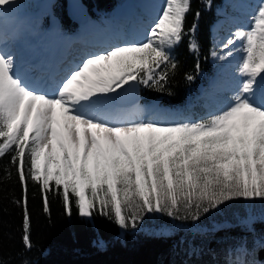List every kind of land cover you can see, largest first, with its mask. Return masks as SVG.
<instances>
[{"label": "snow or ice", "instance_id": "6c2138e0", "mask_svg": "<svg viewBox=\"0 0 264 264\" xmlns=\"http://www.w3.org/2000/svg\"><path fill=\"white\" fill-rule=\"evenodd\" d=\"M14 3L0 0V14ZM151 7L141 38L86 53L55 71L19 70L0 35V159L11 154L23 188L17 203L25 250L33 246L28 179L38 184L46 214L50 195H56L69 217L74 208L81 218L100 215L132 232L146 215L162 214L191 221L199 234L200 219L226 203L264 200V0L249 4L247 23L225 39L224 54L212 51L221 61L239 57L231 95L194 121L144 119L142 109L108 107L125 86L163 90L169 69L177 68L171 51L186 35L189 50L199 51L197 24L185 30L191 0H158ZM195 15L198 20L200 13ZM161 66L165 70L158 71ZM195 69L200 71L199 60ZM258 219L264 222V215L248 213L237 215L234 224L212 226L239 227L253 237L251 249L247 236L226 249L224 264H261L247 259L264 248L253 227ZM94 244L107 246L102 237Z\"/></svg>", "mask_w": 264, "mask_h": 264}, {"label": "trees", "instance_id": "16d2710c", "mask_svg": "<svg viewBox=\"0 0 264 264\" xmlns=\"http://www.w3.org/2000/svg\"><path fill=\"white\" fill-rule=\"evenodd\" d=\"M39 0H27L23 12L37 13L28 16L27 25L37 39L50 41L49 25L57 20L62 35L72 36L83 31L81 25L68 15L66 0H53L48 9H41ZM90 18V30L98 37L100 32L131 30L138 38L158 0H82ZM230 2L191 0L185 30L195 22V39L199 51L189 50V36L171 51L177 64L169 69L168 82L163 90L139 85L138 105L156 104L174 110L175 120H197L215 111L221 102L231 95L222 85L212 84L218 67L212 62L214 42L211 27L221 19L234 21L233 16L243 13V0ZM229 9L232 11L229 12ZM196 12L200 13L196 19ZM134 29V30H133ZM200 63V71L195 65ZM160 70H165L161 66ZM188 75L195 78L191 81ZM164 113V112H163ZM164 115V114H163ZM23 188L16 168L11 163V154L0 159V264H224L225 251L240 238L248 237L251 249L252 234L239 227L215 231L213 225L225 220L235 223L237 215L251 213L259 218L264 215V200L244 201L236 199L226 203L219 211H212L199 221L200 232L191 221L173 220L162 214H148L136 232L124 231L114 222L100 215L91 220L81 218L73 208L71 217L65 215L61 198L50 195V215L43 210V202L37 183L27 180L28 207L31 214L32 248L25 250L22 236ZM256 235L264 237V222L259 219L253 225ZM162 229L167 234L160 235ZM102 237L107 246L99 249L94 241ZM195 249L193 254L192 249ZM248 260L264 264V248L258 249Z\"/></svg>", "mask_w": 264, "mask_h": 264}, {"label": "rangeland", "instance_id": "374dc122", "mask_svg": "<svg viewBox=\"0 0 264 264\" xmlns=\"http://www.w3.org/2000/svg\"><path fill=\"white\" fill-rule=\"evenodd\" d=\"M230 2L231 9H233L237 2L236 0H225ZM254 2V0H243V13L240 15H235L232 20L221 19L211 27V35L213 42L215 44L214 49L219 54H224L222 51V46L225 39L229 36V34L235 30L236 27L244 25L247 23V18L250 14L249 4ZM27 6V0H15L14 5L11 6L10 10L6 9L5 14H0V23H2V28L4 29L7 36L3 37L6 42V48L11 50L16 56V62L19 63V66H22L24 62L32 60L33 55L36 52H40L44 55H49L53 51L54 47L57 45V40H59V45L62 49L67 48L70 50V61L71 64H75L80 61V59L84 56L79 51L74 52L78 49V47L85 46L88 47V53L98 52L102 49L110 48L112 45L120 44L126 40H134L141 38L143 29L138 31V38L132 33L131 30L127 31H119V32H111L108 35H103L104 32H100L98 35V39L91 38L94 37L95 32H91L90 30H85L86 28H90V23L83 25V33L72 36L75 39V42H70V37L65 35H60L59 30L49 28L50 32V41H43L36 39L30 33V28L27 25L26 19L28 16H39L37 13L23 12L22 10ZM229 9V12L232 10ZM55 24L59 27V23L55 21ZM3 32L0 30V35ZM3 36V35H2ZM81 38V39H80ZM83 38V40H82ZM92 40V41H85ZM72 50V52H71ZM79 53V54H78ZM212 56V55H211ZM212 62L218 67V71L216 76L212 79V84L222 85L224 88L230 91L236 70V64L239 59L237 55H234L229 60L221 61L219 59L211 57ZM18 66V67H19ZM31 75H37V73H30ZM48 76L45 75V80L50 81ZM49 83V82H48ZM118 93L121 90H117ZM116 96L114 94L112 97V101L109 104V108L114 110H128L133 111L137 109H142L143 118H154V119H163V120H175V117L172 115L175 113L174 110L166 109L164 107L158 106L156 104L145 105L141 104L139 106H120L116 103ZM160 110V112H164V115L158 114L155 110ZM174 112V113H173ZM153 114V115H152ZM151 115V117H150ZM244 200V199H243ZM246 201V200H244Z\"/></svg>", "mask_w": 264, "mask_h": 264}, {"label": "bare ground", "instance_id": "6f19581e", "mask_svg": "<svg viewBox=\"0 0 264 264\" xmlns=\"http://www.w3.org/2000/svg\"><path fill=\"white\" fill-rule=\"evenodd\" d=\"M1 24L2 23H0V30L3 32V34H2L3 37H5V36H7V34L5 33ZM8 41H9V39L6 40V42H8ZM87 49H89V48L85 47V46H81V47H78V49L75 50L74 52L77 53V51L79 50V53H82L84 55V54L88 53L89 50H87ZM71 52H72V50H71ZM70 56H71L70 50H68L65 47H64V49H62L59 45V40H57V45L54 47L51 54L44 55L40 52H36L33 55L32 60L24 62V64L22 66H19V63L17 62V67L19 66L18 69L21 71H25V72H28V70L30 68H32L33 66L42 67L45 70L55 71V70L67 68L69 65H71ZM38 62H39V64H42V66H38ZM30 73L31 72H29V75L31 76ZM48 82L50 83L51 81H48ZM155 112L159 113L158 110H156Z\"/></svg>", "mask_w": 264, "mask_h": 264}, {"label": "water", "instance_id": "95a60500", "mask_svg": "<svg viewBox=\"0 0 264 264\" xmlns=\"http://www.w3.org/2000/svg\"><path fill=\"white\" fill-rule=\"evenodd\" d=\"M69 16L81 23H87L89 13L82 0H66ZM52 0H39L38 5L40 8H45L46 5L50 6ZM140 101L139 85L134 87L125 86L124 90L119 92L116 96V103L120 106H131Z\"/></svg>", "mask_w": 264, "mask_h": 264}]
</instances>
